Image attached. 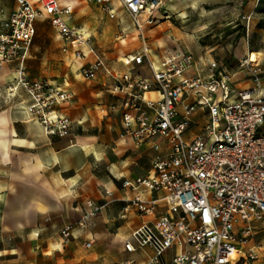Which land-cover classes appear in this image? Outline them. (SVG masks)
I'll use <instances>...</instances> for the list:
<instances>
[{"label": "built area", "instance_id": "2783aa9c", "mask_svg": "<svg viewBox=\"0 0 264 264\" xmlns=\"http://www.w3.org/2000/svg\"><path fill=\"white\" fill-rule=\"evenodd\" d=\"M16 7L0 20V69L17 63L7 87L12 96L24 90L26 111L48 136H67L73 121L58 113L74 96L50 80L31 78L25 67L38 19L44 12L64 51L73 60L88 59L78 68L86 80L109 76L108 90L119 100L111 109L121 114L122 137L154 152L148 175L123 178L124 198L146 219L124 242L135 253L151 247L143 264H166L163 256L175 248L167 264H237L255 261L263 249L255 241L258 226L264 230V62L251 56L240 60L239 70L249 84L237 86L226 67L212 61L208 75H190L196 66L192 52H171L158 61L144 34L157 23L163 0H117L133 19L142 45L124 57L125 72L109 69L92 36L73 24L74 7L62 0H14ZM102 5L114 17L113 0H86ZM3 12L1 11V14ZM145 66L148 74L140 71ZM104 205L87 201V211L77 222L102 211ZM74 224L61 235L67 241ZM261 230V231H262ZM91 241L85 242L90 248ZM117 264H138L134 258Z\"/></svg>", "mask_w": 264, "mask_h": 264}, {"label": "crops", "instance_id": "0c3cea01", "mask_svg": "<svg viewBox=\"0 0 264 264\" xmlns=\"http://www.w3.org/2000/svg\"><path fill=\"white\" fill-rule=\"evenodd\" d=\"M2 1L3 3H1ZM62 1L73 5L75 13V5L81 0ZM115 1L117 0H113V3ZM248 2L249 0H246L244 4H248ZM181 4L183 6L178 7V9L183 13L185 12L186 15L188 10L195 9L194 4L190 0H184ZM11 6L12 0H0V20L15 9L16 3L13 9L7 12V8ZM113 6L116 10L114 17L120 19L122 17V20L117 21L116 28H118V25L122 27L124 23L123 14L126 10L120 4ZM261 6H264V2ZM161 8L162 5L159 10ZM1 11L3 12L2 14ZM156 17L158 18L156 24H160L162 19H171V15L166 12H164V15H156ZM38 21L36 23L37 30ZM73 24L83 27L87 32L89 31L85 23L78 24L75 22V15ZM88 33L90 34L91 32ZM58 39H60L59 36ZM149 44L151 57L155 61L160 60L168 53L184 51L183 48L178 47L171 51L154 53L150 42ZM32 47L33 44L26 62L31 57ZM252 52L258 51L248 50L249 55L247 56H251ZM67 55L70 58V64L73 67L75 66L74 72L81 76L78 68L81 64L88 61L89 58L73 60L71 52H67ZM124 57L120 59L122 70H118L117 66L109 64L104 59L109 69L115 73H122L128 69L122 63ZM195 60L196 66L189 70L188 73L190 75L200 74L207 76L209 63L215 61L214 59L205 60L203 58L197 59L196 57ZM16 69L17 63L0 69V264H92L96 259L102 264H117L129 258H134L138 264H143L148 256L154 253L151 247H146L133 254L125 251V256L117 257L115 261L108 262L105 258V253H98L93 260H90L85 254V249H88L85 247V242L91 241L93 246L99 236L97 233L89 231L87 224L89 220H87L83 228L77 226V222L87 211V201L89 200H93L99 205H104L103 208H111L117 202L122 203L124 198L130 197L131 193L125 192L121 188L120 180L148 175L152 168L153 150L149 145H136L130 138L122 137L120 132L117 139L120 144L142 147V153L145 152L152 155L150 167L136 162L140 156H124L118 160H109L106 150L107 142L101 140L102 135L100 133H87L84 128L80 129V125L86 121V118L80 120L83 115L88 120L94 118L91 108H86L83 112L77 113L66 108L67 105L76 102L74 101L76 93L71 88L68 73L59 79L50 81L59 84L73 94L74 98L62 106L66 109L61 107L58 109V113L67 115L73 121L74 127H77L79 131H74L71 128L67 136H48L44 132L42 125L32 119L26 111V106L29 102L28 94L24 90L19 91L16 96H12L8 92L7 87L13 81ZM139 69L142 73L148 74V69L145 66ZM229 71L234 74V81L237 86H247L250 83L246 73L240 71L239 68L236 71ZM96 80L101 81L106 87V92L111 95L108 109L110 112L119 115L121 123L120 112L111 109V106L118 104L119 100L108 90V74L102 72L97 79L90 81ZM101 92L103 91H96V94ZM105 115L108 116L107 114ZM108 118L112 119L113 117L108 116ZM101 119L102 116H99L97 121L99 129H102ZM106 126L108 127L109 124H106ZM133 164L134 166H132ZM97 166L107 168L112 177L109 175V179H106L104 175H97ZM105 190L116 197L107 200L109 195L106 196L102 193ZM120 206L122 205L120 204ZM105 210L103 209L101 213L105 214ZM132 211L133 215L141 221L131 227V231L125 240L131 236L133 230L139 227L146 219H149L140 217L135 208ZM66 224H74L71 239L69 238V240L65 241L60 234V242H49L41 251H39V245L34 242L29 248V251L34 253V258L26 261L21 257L25 245L13 240H18L19 237L25 235L31 236V238H39L41 235L44 236L52 232L54 228H58L56 233L58 231L61 233L62 228ZM54 234L47 240L53 238ZM175 251V248H173L166 252L162 258L163 262L169 263Z\"/></svg>", "mask_w": 264, "mask_h": 264}, {"label": "rangeland", "instance_id": "374dc122", "mask_svg": "<svg viewBox=\"0 0 264 264\" xmlns=\"http://www.w3.org/2000/svg\"><path fill=\"white\" fill-rule=\"evenodd\" d=\"M245 1L190 0L195 9L188 10L186 15L178 9L183 6L181 3L184 0H163L162 8L156 15H164L166 12L171 15V19H162L160 24H147L144 34L151 43L154 53L171 51L180 47L192 52L197 59H214L218 64L232 71L240 67V60L249 55L248 50L258 51L259 59L256 62H264V6H261L264 1L249 0L248 4H244ZM14 5L12 0V6L7 8V12H10ZM74 15L75 22L86 24L97 51L109 64L117 66L118 70H122L120 59L128 53H134L142 45V36L134 25L133 19L126 12L123 14V26L118 25V28L116 23L122 20V17L121 19L110 17L105 8L97 3L83 0L77 2ZM25 67L31 78L43 80L59 79L68 73L71 88L76 93L74 100L76 102L67 105L66 108L75 113L91 108L94 115L92 120H88L83 115L80 120L86 118V121L80 125V129L84 128L87 133L102 135L101 140L107 142L106 150L109 160H118L124 156H140L136 162L150 167L151 154L142 153V147L120 144L117 141L119 133H122V125L119 115L108 109L111 95L106 92V87L101 81L86 80L74 72L75 66L70 64V58L64 51V42L58 39V34L52 27L46 12L39 18L32 54L25 63ZM96 91L103 92L96 94ZM105 114L113 118L109 119ZM99 116H102V129H99L97 122ZM106 124L109 126L107 127ZM71 128L79 131L73 124ZM97 173L109 179L110 173L107 168L97 166ZM121 182L122 180L120 184ZM102 193L109 195L107 200L116 197L106 190ZM123 203L125 202H117L111 208H103L106 209L105 214L99 212L87 222L89 231L99 236L93 246L85 249V254L90 260H93L98 253H105L108 262L125 256L123 249L125 238L130 233L131 227L141 220L133 215V207L126 209L127 204L123 206ZM57 229L54 228L52 232L41 235L39 238L25 235L13 241L23 243L25 248L21 257L26 261L32 260L34 253L29 251V248L34 242L39 245V251L49 242H60L61 233L59 231L56 233ZM261 230L258 226L255 236V241L263 242L259 258L255 261L241 260L237 264H264V230ZM52 233L56 234L47 240L53 235ZM92 264H102V262L96 259Z\"/></svg>", "mask_w": 264, "mask_h": 264}, {"label": "bare ground", "instance_id": "6f19581e", "mask_svg": "<svg viewBox=\"0 0 264 264\" xmlns=\"http://www.w3.org/2000/svg\"><path fill=\"white\" fill-rule=\"evenodd\" d=\"M31 3H37L38 0H29ZM116 6L119 5L117 1H115ZM183 13V12H182ZM181 13V14H182ZM251 59L252 61H255L259 59V53L258 52H252L251 53Z\"/></svg>", "mask_w": 264, "mask_h": 264}]
</instances>
